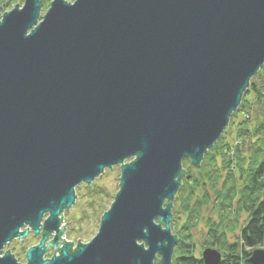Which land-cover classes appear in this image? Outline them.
<instances>
[{
	"label": "water",
	"instance_id": "water-1",
	"mask_svg": "<svg viewBox=\"0 0 264 264\" xmlns=\"http://www.w3.org/2000/svg\"><path fill=\"white\" fill-rule=\"evenodd\" d=\"M42 5L0 7V264H21L4 247L40 227L25 264H172L183 160L200 165L264 66V0ZM118 165L113 204L74 249L59 228L76 188Z\"/></svg>",
	"mask_w": 264,
	"mask_h": 264
},
{
	"label": "trees",
	"instance_id": "trees-1",
	"mask_svg": "<svg viewBox=\"0 0 264 264\" xmlns=\"http://www.w3.org/2000/svg\"><path fill=\"white\" fill-rule=\"evenodd\" d=\"M15 1L0 0L3 12L12 10ZM238 115L243 117L236 129L229 131ZM185 162V172L192 179L184 181L172 203L171 230L178 236L172 264H203L202 258L192 253L190 229L202 219V211L211 200L218 221L208 219L205 245L223 252L221 264H251V253L264 247V66L251 79L228 128L200 165L194 166L188 159ZM87 189L93 198L90 204L104 208L94 198H105L106 191L96 185ZM242 214L247 220L241 226ZM230 232L236 236L233 244L227 240Z\"/></svg>",
	"mask_w": 264,
	"mask_h": 264
},
{
	"label": "rangeland",
	"instance_id": "rangeland-1",
	"mask_svg": "<svg viewBox=\"0 0 264 264\" xmlns=\"http://www.w3.org/2000/svg\"><path fill=\"white\" fill-rule=\"evenodd\" d=\"M52 1L53 0H43L41 17L47 12ZM66 1H68L69 3H72L75 0H66ZM15 2H16L15 6L18 4V6L23 8L25 0H16ZM3 13H5V12H3ZM242 117H243L242 115L237 116V119L234 122V126L230 127L231 129L229 128L230 129L229 131L233 132L236 129V126ZM229 141H231V139H229ZM186 159H188V158H186ZM186 159H184L183 163H182V169H184V171L186 169L185 168V166H186L185 160ZM133 160H134V158L126 160L124 162V164H128ZM188 160L191 163V160L190 159H188ZM186 177H187V173H186V176L184 177V179L182 180V184L186 180ZM120 178H121V165H118V166H114L111 169H106L104 171V173L102 174V176L98 177L91 185L81 184L80 186H78L76 188V190H75L76 195H77L76 203L71 207V209L66 210L63 213V222L61 224V230H62V227H64V229H65L64 230L65 234L62 237V239L65 242L72 243L74 245V249L78 245L79 240H80L79 243H81V244H88L96 236V234L99 230L101 218L103 216V210L105 208H108V210L110 209L111 205L114 202L116 194L120 190ZM93 185H96L97 188H99V189H104V191H106V193H107V196L105 198H102L101 196H96L94 198V201L96 203H99L101 201L103 203L102 205L104 208H96V206H92L90 204V201L93 198H90L92 195L90 194V191L87 189V187H92ZM201 192L203 193L204 191L202 190ZM176 198H177V196H176ZM175 201H176V199L173 202L175 203ZM213 206H214V203L211 200L209 205L205 209H203L202 219H200V221L196 224L197 226L195 225L194 227H192L190 229V235L192 238L191 249H192V253L197 258H202V253L205 249H207V247L215 249L214 247H209V246L205 245L206 239L208 237L206 234V230L208 228L206 223H207L208 219L210 217H212L213 220L218 221L217 213H215V211L213 212V210H212ZM164 208H165V206H164ZM172 209H173V205H172ZM171 213H172V210H171ZM180 215L182 217L181 221L183 222L184 217H183L182 213H180ZM172 217H173V215H172ZM172 220H173V218H172ZM246 220H247V215L242 214L240 217V220H239L241 226L243 224H245ZM170 226H171V224H170ZM238 232H239V230L237 231V234H238ZM171 233H172V235H174L178 238V236L175 234V230H173ZM235 237L236 236L233 233H231V232L228 233V235H227L228 242L230 244L237 242ZM52 240H53V237H51V241ZM139 243L141 244V242H139ZM34 244H36V243L34 241H32V242H30V244H28V246H31ZM13 247H14V244L11 245L9 248L13 249ZM176 247H177V244H176L174 250L176 249ZM258 249L264 250V247L258 248ZM5 250H7V249H5ZM216 250H218L221 253V251L219 249L216 248ZM14 252L18 253V251H16V250ZM54 253H55V250L53 249V251L50 253L49 256H47L46 259H51L54 256ZM24 255H25V252L22 253V257H24ZM160 259L161 258L158 255L154 264H161ZM173 259H174V253H173L172 262H173Z\"/></svg>",
	"mask_w": 264,
	"mask_h": 264
},
{
	"label": "flooded vegetation",
	"instance_id": "flooded-vegetation-1",
	"mask_svg": "<svg viewBox=\"0 0 264 264\" xmlns=\"http://www.w3.org/2000/svg\"><path fill=\"white\" fill-rule=\"evenodd\" d=\"M26 228H22L21 231H24ZM59 230H61V226L59 228ZM56 234V232H53L52 234H49L48 237L49 239L47 241H45V247H47L50 243H51V237H53ZM46 236V235H45ZM44 237V233H43V227H40V233L38 235H36L31 229H29V233L27 234V236L23 239L20 238H15L12 242H10L9 244H7L4 247L3 250V255L6 252H10L11 254L14 255L15 259L17 260L18 263L21 264H25L27 263V259H26V253L27 251L32 248V247H37L40 245L42 239ZM34 241L36 244L28 246V244H30V242ZM14 244L13 249L9 248L11 245ZM7 249V250H5ZM53 245H50L49 249L47 251H45L44 253V259L47 260V256L50 255V253L53 251ZM18 251V253H15L14 251ZM25 252L24 257H22V253Z\"/></svg>",
	"mask_w": 264,
	"mask_h": 264
}]
</instances>
